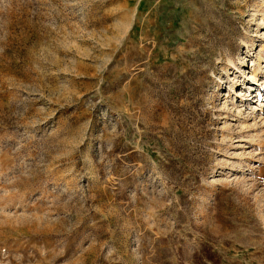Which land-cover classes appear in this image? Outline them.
I'll list each match as a JSON object with an SVG mask.
<instances>
[{
  "label": "rangeland",
  "instance_id": "rangeland-1",
  "mask_svg": "<svg viewBox=\"0 0 264 264\" xmlns=\"http://www.w3.org/2000/svg\"><path fill=\"white\" fill-rule=\"evenodd\" d=\"M0 264H264V0H0Z\"/></svg>",
  "mask_w": 264,
  "mask_h": 264
},
{
  "label": "bare ground",
  "instance_id": "bare-ground-1",
  "mask_svg": "<svg viewBox=\"0 0 264 264\" xmlns=\"http://www.w3.org/2000/svg\"><path fill=\"white\" fill-rule=\"evenodd\" d=\"M252 72L254 73V74H252L253 78H255V75H256L255 70H253Z\"/></svg>",
  "mask_w": 264,
  "mask_h": 264
}]
</instances>
